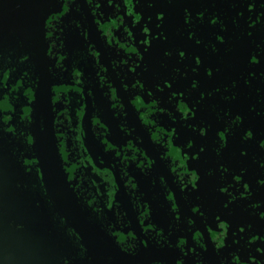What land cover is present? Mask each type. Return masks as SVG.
Here are the masks:
<instances>
[{"label":"flooded vegetation","instance_id":"af4514ba","mask_svg":"<svg viewBox=\"0 0 264 264\" xmlns=\"http://www.w3.org/2000/svg\"><path fill=\"white\" fill-rule=\"evenodd\" d=\"M99 2L101 8L97 12V16L94 17L86 0H77V4H79L81 8L80 12L76 11L75 4L70 7L66 5L65 10H63V0H0V57H3V59H0V70L4 69L5 66L9 69H15L12 73L11 71L7 72L5 74L6 79H3L4 89L9 90L11 88L8 100L11 101L12 108L5 110L1 109L0 112L5 113V125L15 127L17 132L24 131L25 133H30L33 136V138L30 139V143H34V145L28 146L23 137L12 135L11 132L15 130L14 128H9L7 137L17 146L18 151L21 152L22 155L37 165V169L39 170L36 158L40 149L44 126L48 127L47 131H51L53 134L57 148L56 114L60 120H63L64 123L68 125L66 131H64L65 129L63 127L60 129L61 132L58 133V138L61 141V155L65 163L69 165L67 171L70 180V182H68L70 188L76 195L71 185L79 181L83 184L84 177L79 176L78 173L85 170V165L89 168L88 174H92L89 182L95 188L100 189L101 192L105 191L103 183H108L109 176L111 177L110 182L114 188L111 192L112 207H116L118 203L120 205L119 211L127 213L125 223L128 224L129 221L131 222L129 227L123 229L124 232L117 231L115 235L122 245L127 244L129 240L136 239L139 243V248L135 255L125 253L116 243L115 238L105 230L101 221L97 218L92 209L88 207L83 198H78L77 195L76 197L91 226L98 231L102 237L111 240L121 251V255L130 256L128 258L129 264H156L157 261H159L160 264H177L179 260H183L184 264H196L197 257L191 251L192 249H195L196 253L200 254L203 264H218L215 263V260H217L219 264H222V262L223 264H229L230 260H228L223 253L222 245L218 249L219 252L215 249L214 244L219 245L220 242L218 240L212 242L210 239L214 233L211 230V222L214 218L204 213L208 218V233L205 227V220L199 215L196 208H193L196 206L191 202L188 191H181L180 187L173 182L174 176L167 167V162L161 159V155L165 151L161 147L165 145L161 142L160 137L163 136L166 143L169 138L176 140V133L171 129L175 127L178 131L176 127L177 121L173 122L166 115H162L160 117L161 124H157L154 119L151 123H145V118L141 117L139 120L137 113L138 111L143 112L144 108H137L135 104L131 105L129 103L131 97L140 94L142 95L140 100L143 101V105L147 107L151 103L150 98L155 95V98L161 101V107L173 111L177 115V119H180L179 117L181 114L176 113L174 107L175 101L173 104H169L168 98L162 97L154 86L151 85L148 87L147 84L143 83L139 69H136L135 73L131 71V65L133 64L131 59L136 57V54H139L136 39L135 45L133 44L131 48L127 45L121 48L119 55H117L116 49L112 48L113 46L124 43L126 39H134V33L131 32V27L126 23L124 17L123 0H115L116 3L121 5L119 15H116L117 13L114 5H110L113 13L112 21H109L105 14L104 1L99 0ZM153 3L161 5V8L150 7L148 11H151V16L147 11L146 15L150 17H159V14H163L164 19L161 21L159 18H151V22L155 26L149 33V39L156 37L160 44L166 43L172 45L174 51H176L179 56V62H176V65H180L181 63V65L184 66L186 59L188 60L187 64H191L193 61L197 60V58H199L202 64L201 71L197 69L196 71H192L189 75H185L183 71L180 70V67H175V64L173 65L170 63L167 67L170 72L169 82L172 84L171 89L167 88L170 94L169 97L172 92L178 94L183 92L186 97V99H184L186 103H188L189 100L195 99L196 103L193 105V109L198 110L199 107L201 111L200 117L205 119L204 126L207 128L205 136H209L215 130L212 126L213 117L214 124L217 119V129L225 130V128L231 125L235 117L238 116L237 114H232L226 120V113L230 111L233 101L229 98L230 95L227 92L223 91V94H219L216 90L217 87H226V85H233L235 83L238 87L237 94L243 96L247 102H249L250 99L252 100V97L257 101V96H262V100L259 99V102L253 105L254 108L257 109H248L247 116L251 113L257 114L256 112H258L263 120L260 122V127L264 130V88L260 89V85H262L260 80L262 76L264 77V70L258 69L259 64H253L251 62L253 56L258 58V54L264 55V0H172L171 3H169V0H154ZM193 5H195L197 9L193 7ZM178 11L180 15L182 14L181 19L186 18V15L190 14V21L187 19L184 22H187V24L191 23V26L196 25L202 37L210 33L216 35L219 31L224 29L228 31L226 33H229L231 36L230 38L219 36L223 38V43L218 40L222 38L217 39V37H215L216 40L213 41L203 37L201 43L197 44V40L189 38L190 32L183 30L185 24L183 21L178 20L176 14ZM101 13H103L102 17ZM53 14L55 15L50 17ZM193 14H196L195 17H193ZM65 15L73 17V20L67 22L66 19L63 18ZM202 16L203 19H201ZM258 17L260 18L259 22H257ZM48 18L49 30L54 31L53 33L56 32L55 26L58 20H62V22L57 25L58 28H63L65 32L73 30L70 38L64 37L57 40L59 44L61 40L64 42V55H66L67 58L62 56L57 58L48 56V50L52 43V40L46 38V21ZM95 19H97L96 23L98 26L95 24ZM213 19L217 20L215 25L211 23ZM73 21H78L81 27H76ZM113 21H115V24H113ZM126 24L129 28L126 27ZM253 24L255 25L254 27ZM98 27L105 35H107V32L112 34L114 39L109 41V46L106 40L101 38ZM108 27H110V29H108ZM75 30H79L80 32H82V30L88 31L90 38L89 45H95L96 47V50L92 52V55L95 57L93 58L94 61L96 59L106 67V75L113 84V89L117 88L114 92V107L111 106L112 102L109 97L105 96V93L109 91L107 86L103 88L100 86L99 77L97 76L99 69L96 65L95 72L93 74H88L86 77L84 72H72V45L77 43V41L74 40V36H76ZM238 31L239 33L236 35ZM51 33L52 32L49 33V38L53 39ZM84 40L85 39L82 40L84 42L83 45H87L88 42ZM213 45L217 51L212 50ZM148 47L151 48L150 44ZM82 48L84 49L83 46ZM181 51L185 53L183 59L180 57ZM50 52L53 54L59 53L58 50L55 49V46L50 49ZM144 52L146 53L145 56L151 60L154 54H150L148 49ZM207 53L209 55H204ZM24 56H28L29 60L25 63H20V60ZM125 56H127L125 61H119L124 60ZM128 56H132V58L129 60ZM190 56H192L191 59L189 58ZM56 59L60 60L61 64L64 63L66 71L55 67ZM8 60H10L11 63H8ZM113 60L116 61H114L112 65ZM127 60L129 61L128 65H125L123 68H117L115 70L112 68V66L117 67L118 65L127 64ZM195 64L197 63L195 62ZM176 69H179V73L176 72ZM209 70L212 72L211 76L208 75ZM255 70L257 73L252 76L251 74L255 73ZM26 71L29 73V77L24 78L25 87L33 86L34 90L25 92L24 97L23 89H21L23 87V81L17 84L20 89L12 85L20 80ZM69 71L72 72V78L70 79L67 78ZM118 72L120 73L119 76L117 75ZM124 76H127V79H125L122 84L121 77ZM173 76L176 77L175 80L172 79ZM137 79L145 85L146 90L143 93L138 89L129 91L132 84H134ZM82 80L85 81L84 85L81 83ZM194 80L199 82L197 89H192V82ZM262 80H264V78H262ZM30 81L36 83L30 85ZM124 84H126L125 88L123 86ZM89 91L92 92V96H89ZM148 91L154 93H148L150 98L147 96ZM201 93L205 94L203 99L201 98ZM209 93H211V95H208ZM104 96L105 100L111 102V104H107L106 107L114 111L112 113V131L102 129L103 121L101 116L105 105L100 102ZM225 97L229 99H225ZM216 99L218 100L216 101ZM242 100L243 98L241 97L238 98L236 102L240 104ZM18 101H20V103ZM123 103L125 104L127 115L121 114L117 116V112L120 111ZM53 108L55 111H53ZM93 113H98V115H94L92 118ZM217 113H219V117ZM21 116L24 121H27L32 116L33 123L27 124L26 122H22L20 119ZM125 123L126 126H121V124ZM5 125L0 124L1 127H7ZM149 128L152 129L150 133L147 131ZM96 131L105 132L104 145L101 142L103 138L98 139L96 137ZM73 133L80 135L78 143H82L81 151L84 152V156H77L76 160L75 153L72 152L71 146L75 139ZM237 134V126H232L231 132L227 136L224 135V137L227 142H232L236 140ZM137 137L139 139H137ZM106 141L109 143H106ZM247 144H249V146L253 145V148H250L253 150L251 155L253 161H251L254 163V174L256 175L259 170L258 175L260 176L264 169V167H261V163L264 162L257 159V156H254V141L252 139L247 140ZM241 147L240 145V148ZM210 148L211 145L208 144L205 150H210ZM57 153L64 170V164L58 148ZM237 153L242 155L241 150ZM165 158L171 160L173 166L175 165L170 155H167ZM141 159H143L144 163L140 164L139 168H137L136 164ZM120 161H123L124 165L127 166L124 169L127 174L123 179H121L120 174ZM146 166L153 167L148 175L140 171V169ZM172 171L177 173L174 168H172ZM207 174L208 172H205L206 176ZM65 176L67 178L66 173ZM161 177L165 178L168 187L172 190L173 194L170 196V199L173 201L176 199L177 205H174V210L177 212L179 211L181 217L179 227L183 229V231L173 229V234L171 236H168L169 225L175 224L177 213L172 212L171 202L166 199L167 193L160 183ZM153 181H155V184H153ZM133 185H135V187H133ZM84 186L87 187V183H85ZM130 188L136 191V195L143 193L144 195L141 199V203L148 204L145 215L142 217L141 226L138 220L139 211L133 207V197L128 191ZM206 188L208 187L206 186ZM206 188L205 190H208ZM259 189L260 191L264 190L262 187ZM92 191H95V189L93 188ZM185 196L188 197L187 200L184 199ZM262 197L263 195L260 197L261 203ZM104 198H106V193ZM218 198L224 199V194H219ZM10 203H12V208L10 210H12L17 217H26L23 216V211L25 210L23 207L13 206L14 202ZM241 203L239 202V205ZM95 204V200L90 201V206H95ZM100 206L104 209V213L108 217L107 222L113 224L114 230H120L119 224L116 222L115 212L117 209L108 210L104 207L103 203H101ZM208 207V209H201L205 212H212L213 209L215 212L216 208L219 209L218 203L215 201H212ZM31 209L30 207L25 210L27 218L30 224H32V221L37 224L38 221L35 218V214H31L32 212L30 213ZM117 215L119 216V213ZM149 216H151V219L147 220ZM189 218L195 222L191 232L188 231L189 225L187 224V220ZM149 223H153L159 229H163L161 236H167L172 247L165 244V246L161 248L154 240L149 238L150 236H154V233L150 232L145 234L143 232V230H153L154 226L149 225ZM30 227L32 226H27V229L29 230ZM33 227L34 229L36 228L35 226ZM39 228V231L35 229L32 233L36 235L40 233L41 237L42 235L46 236L47 239H44H46L45 244L49 246L51 251V264H65V261H68L69 264H125L120 261L119 256H109L103 252L100 247L97 249L93 246L90 255L89 249L84 244L82 245L85 252L83 257L77 259L66 258L67 255L62 248H59L60 244L57 243V239L50 230V227H48L49 229H44L39 223ZM197 230L202 232L199 233L201 239L203 236L205 237L206 250L200 248L192 239L194 232ZM128 231L133 232L128 233ZM179 238H185L181 247H185V251L188 252L187 256L175 247ZM161 243H163V241H161ZM145 244L147 246H145ZM38 249L40 248L38 247ZM25 258H27V261H30L29 264H32L31 261L37 260L35 257L34 260L32 257ZM38 264L42 263L39 261Z\"/></svg>","mask_w":264,"mask_h":264},{"label":"rangeland","instance_id":"374dc122","mask_svg":"<svg viewBox=\"0 0 264 264\" xmlns=\"http://www.w3.org/2000/svg\"><path fill=\"white\" fill-rule=\"evenodd\" d=\"M103 1L105 4L104 11L107 19L109 21H112L113 13L111 11L110 5L108 4V0ZM153 2L154 0H140L139 4L135 8V0H132L133 7L129 15L133 18L139 17V19L142 20L141 23L136 27L132 26L133 18L128 17L126 14V9H123L126 23L131 27V30L134 33V38L137 41L139 54H136V56H139L141 58L143 56V60H140L139 57H133L131 59V62L139 64V67H137L136 69H139L143 83L147 84L148 87L152 85L155 87V89L156 85L159 84L164 88V92H159L156 89L158 93L162 97L169 98L170 94L167 90L168 87L164 83L165 81H170V72L167 67L170 63H172L173 65L176 62L178 63L179 56L177 55V52L174 51L172 45L166 43L160 44L156 37L149 39V33L155 26L152 24L151 18H158V16L150 17L151 11H148V9L150 8L149 5H152L151 7L154 8H161V5H157L155 4L156 2ZM193 7L197 9L195 5H193ZM146 11L150 13V16L146 15ZM138 13L142 16H140ZM176 14L178 20L183 21V23L185 24L183 30L186 32L194 33V38L191 39L202 41L203 37H206V39L208 38L209 40L215 41V37L226 36L230 38L231 36L229 35V33H226L228 31L224 29L222 31H219L216 35L206 33L207 35H203L202 37L198 32L196 25L191 26V23L187 24V22H184L187 19H181L182 14L180 15L179 11ZM195 15L196 14H193V17H195ZM137 22H139V20H137ZM145 24L149 29H145V31L143 32V27ZM108 29H110V27H108ZM238 33L239 31L236 35H238ZM146 39L147 41H143ZM149 44L151 48L148 47ZM145 48L149 50L150 54H154L151 60L148 59L147 56H145ZM166 52H171L172 55L169 57L165 55ZM204 55L209 54L207 53ZM191 57L192 56H190L189 58L191 59ZM126 59L127 56L124 57V60ZM257 59L260 61V63H258V69L264 70V55L258 54ZM185 61L186 63H184V66L181 65V63L180 65L175 64V67H180V70H182L185 75H189L193 71V69H201L202 64H195L196 60L191 64H187V59ZM145 66H147V70H145ZM256 73L257 72L255 70V73H252L251 75L254 76L256 75ZM262 78L264 77L262 76ZM262 78L260 80L262 83V85H260V89L264 88V80H262ZM217 89H219V94H223V91L227 92L230 95L229 98L233 101L230 111L226 113V120L232 114H237L242 118L240 125L237 126L238 134L236 140L227 142L226 147L221 151V154L217 155L216 149L219 148L220 143H222V141H220L218 133L224 130L219 129L221 130L219 131L217 129V119L214 124L213 117L212 126L213 128H215L214 132L209 136H201L199 129L202 127L205 128V119L203 117H200L201 111L199 110L197 104L198 110L193 109L196 113L193 119H190L188 121L177 119L176 127L178 128V139L175 140L169 138L167 143H164V150L167 151L168 155L171 156V159L175 164L173 168L177 173L183 170V173L185 175H192V170L197 171V173L195 174L196 179L194 180V183L197 184V189L193 190L191 188V185H189L188 189H186L185 191H188L191 202L195 206H199L202 212L214 218V220H212L211 222V230L214 233L216 231H224L223 228H218V221L216 220L217 216H219L221 220L227 222L230 225L228 236L222 245L223 253L225 254L226 258L230 260L229 264H232L233 253L237 254L240 258L235 262V264H264V219H262L260 216V213H264V190L260 191L259 189L260 187L264 188V186H261L258 183L259 180L264 179V169L262 170V175H258L259 170L257 171L256 175L254 174L255 169H253L254 163L252 162L253 160L251 156L253 150L250 149L251 147L253 148V145L249 146V144H247V141L243 139L246 133L251 130L253 133V138L251 139L255 143L254 156H257V159L264 162L263 149L260 147V142L264 141V130L260 127V122L263 120L261 119V116L258 112H256L257 114L251 113L249 116H247L248 109H257L254 108L253 105L255 103L257 104L262 96H257V101L254 97H252L253 99H250L249 102H247V100H245L243 96L237 94L238 87L236 85H226V87H217L216 90ZM233 96L236 98L233 99ZM241 97L243 98V100L239 104V102H236V100ZM184 99H186L185 96ZM217 100L218 99H216V101ZM195 103V99L188 101L190 108H193V105ZM189 125L195 127L196 131H193L192 127H189ZM189 140L193 141L192 149H183L182 147H180L186 145ZM208 144L211 145V148L210 150H205ZM238 144H240L242 147L240 148V145ZM201 148H204L203 152L200 151ZM240 150L242 155L237 153ZM185 152H187L188 155H186ZM193 157H196V159H193ZM222 167H226L229 169V172L224 174L223 179L221 176ZM242 169L246 171L242 173ZM209 170H213L214 174L211 176L207 174L206 176L205 172H209ZM236 175L241 176V178H239L240 183H237L235 181L234 176ZM198 176L201 177L199 181ZM229 184L232 185V187L229 188V193L234 194L238 197V199L234 202H230L231 197L228 193L220 192L221 188L227 187ZM244 184H248L249 190L253 193L251 199L240 198V194L244 192ZM206 186L208 188H206ZM205 188L208 190H205ZM219 194H224V199H219ZM262 195L263 197L261 203L260 197ZM212 201L218 203L219 209L216 208L215 212L213 209V213L203 211L202 209L209 208L208 206ZM239 202L242 203L239 205ZM226 204L228 205L227 207H225ZM255 204H259L260 207H251V205ZM241 228H244V232H240ZM253 236L257 237H254L251 241V238ZM31 257L34 260V257L36 256L31 255ZM31 263L38 264L39 260L31 261Z\"/></svg>","mask_w":264,"mask_h":264},{"label":"clouds","instance_id":"9594fccd","mask_svg":"<svg viewBox=\"0 0 264 264\" xmlns=\"http://www.w3.org/2000/svg\"><path fill=\"white\" fill-rule=\"evenodd\" d=\"M139 2H140V0H135V8L139 4ZM171 2H172V0H169V3H171ZM86 3L91 8L93 16L94 17L97 16V12L101 8V4H100L99 0H86ZM73 4L76 5V11L77 12H80L81 11V8H80L79 4H77V0H63V10H65V6L66 5L68 7H70ZM108 4L109 5H114V7L116 9V13H117L116 15H119V13L121 11V5L119 3H116L115 0H108ZM123 6L126 9L127 16L133 18L132 16L129 15V13L131 12L132 7H133L132 0H123ZM149 6L151 7L152 5H149ZM61 12H59V13H61ZM186 13H187V10H186ZM54 15L55 14L51 15L50 17H53ZM102 15H103V13H101V17H102ZM139 15L142 16L141 14H139ZM160 17H163V14H159V17L158 18L160 19ZM189 17H190V14H187L186 15V19H189ZM49 18L46 21V29H47L46 38L48 40H52V43H51V45L49 47V50H48V56L49 57H53V58H57V57H61V56L62 57H66V55H64V54H59V53H54L53 54V53L50 52V49L53 46H55V49L57 48V44H56L55 40L49 39V26H48V20H49ZM97 19H95V24L96 25H97V23H96ZM259 19L260 18L258 17L257 18V22H259ZM137 20H139V22H137ZM160 20L163 21V19H160ZM214 20L217 21L216 19H213L212 21H214ZM141 21L142 20H140L139 17L133 18L132 19V26L133 27H136L137 25H139L141 23ZM212 21H211V23H212ZM61 22H62V20H58L57 21L56 26H55V29H56V32L57 31H60L61 34H63V28H58L57 27V25H59ZM73 23L76 24V27H78V28L81 27V25H80V23L78 21H73ZM113 24H115V21H113ZM213 25H215V24H213ZM126 27L129 28L127 26V24H126ZM221 27L223 28V25L222 24H221ZM145 29H149L146 24L143 27V32L145 31ZM98 30L101 33V38L104 39V40H106V43L109 46V41L112 40V39H114L112 37V34L110 32H107V35H105V33H102L101 32V30H100L99 27H98ZM131 32H132V30H131ZM81 35H83V37L85 38V40H87L88 37H89V33H88L87 30H82ZM189 38L190 39L191 38H194V33H190L189 34ZM59 39H60V37L57 36L56 37V40H59ZM143 41H147V39L146 40H143ZM196 42H197V44L201 43V41H199V40H197ZM133 44L135 45V38L132 39V40H127L126 39V40H124V43L119 44L118 46H113L112 48L116 49L117 55H119L121 48H123L125 45H127L129 48H131ZM59 48L60 49H63L64 48V42L62 40H61V42L59 44ZM94 50H96L95 45H89L88 46L87 54L77 53V55L80 56V60L87 61L88 56H91V57L95 58L92 55V52ZM212 50L213 51H217V49L215 48L214 45L212 46ZM145 51H147V48H145ZM165 55H167V56L170 57L172 55V53L171 52H166ZM136 57H139V56H136ZM180 57L183 59L185 57V55L184 56H181L180 55ZM128 58L130 60L132 58V56H128ZM139 58H140V60H143V56H142V58L141 57H139ZM0 59H3V57H0ZM28 60H29V57L28 56H24L20 60V63H25ZM80 60H73L72 72L77 71V70H79L80 72H82L77 67V65H79V63H80ZM197 60H199V58H197ZM114 61H116V60H113L112 61V65H113V62ZM119 61H125V60H119ZM128 62L129 61L127 60V64L118 65L117 67H113L112 66V68L114 70L117 69V68H123L125 65H128ZM8 63H11V61L8 60ZM200 63H201V61H200ZM200 63H197V65H199ZM95 65L99 69V71L97 72V76L99 77L100 86L102 88L105 87V86H107V88H108L109 91L105 93V96L109 97L110 101L112 102L111 106L114 107V105H113L114 92H115V90H117V88L113 89V87H112L113 84L109 81V79H108V77L106 75V73H107V71H105L106 67H104L101 64V62L97 61L96 59H95ZM55 67L57 69H61V70L66 71L64 63L61 64L60 60H58V59H56V65H55ZM137 67H139V64L133 62V64L131 65V71L133 73H135ZM145 70H147V66H145ZM9 71H11V73H12V72L15 71V69L14 68L9 69V68H7V66H5L4 69L0 70V81H2L3 79H6L5 74L7 72H9ZM193 71H196V70L193 69ZM176 72L179 73V69H176ZM209 72H211V70H209ZM102 73H104V74H102ZM117 75L119 76L120 73L118 72ZM25 77H29V73L27 71L24 72V74L21 77V79L18 80L15 83V85H17L18 82L23 81V87L21 89H23V96L24 97H25V92H27L29 90H34L33 86L25 87V80H24ZM125 79H127V76L121 77V83L122 84H123V81ZM172 79L175 80L176 77L173 76ZM102 81H103V83H102ZM29 83H30V85H33L36 82L30 81ZM81 83L84 85L85 84V81L82 80ZM164 83H165V85L169 89H171L172 84H170L168 81H165ZM125 85L126 84L123 85L124 88H125ZM169 85H171V87H169ZM198 86H199V82L194 80L192 82V89H197ZM233 86H235V83L233 84ZM0 87H3V84L2 83H0ZM53 88H52V90H53ZM137 89L141 93H143L146 90L145 89V85L139 79H137L136 82L134 84H132L131 89L129 91H134V90H137ZM156 89L159 92H164V88L161 87L159 84L156 85ZM217 91H219V89H217ZM91 93H92L91 91L88 92L89 96H92ZM148 93H153V92L148 91L147 92V96H148ZM204 95H205L204 93H201V98L202 99L204 98ZM208 95H211V93H209ZM141 96L142 95H140V94H136L133 97H131L130 100H129V103L131 105L135 104L137 106V108H144V111L143 112H140V111L137 112L138 113V119L139 120H140L141 117H144L145 118L144 119V122L145 123H151L152 120L154 119L157 122V124H161L160 117L162 115H166L171 121H173V122H176L177 121V115L173 111H170L168 108L161 107V101L159 99L155 98V95H153L151 98L148 96L150 98V100H151V103L147 107H145L143 105V101L140 100V97ZM232 98L234 99L235 97L233 96ZM82 99H84V98H82ZM225 99H229V98L228 97H225ZM52 101H53V97H52ZM174 101H175L174 107H175L176 113L181 114L180 117H179L180 120H182V121H188V120L193 119L195 117L196 113L193 110V108H190L189 107V104L185 102V100H184V93L183 92H181L179 94L176 93V92H172L171 96L168 98V103L169 104H173ZM4 107H6V105ZM53 111H55L54 108H53ZM121 114H123L125 116L127 115V113L125 111V104L124 103H123V106L120 109V111L117 112V116H120ZM94 115H98V113H93L92 118H93ZM217 115L219 117V113H217ZM20 119H21L22 122H26L27 124L33 123V117L32 116L27 121H24L23 118H22V116L20 117ZM4 120H5V113L4 112H0V124L5 125L4 124ZM241 120H242V118L239 115L236 116L235 119L231 122V125H229L227 128H225L224 131H221V132L218 133L219 138H220V141H222V143H220L219 148L216 149L217 155H220L221 154V151L226 147V144H227V141H224V140L221 139V134L227 136L231 132L232 126H238V125H240ZM5 126H7V127L0 128V131H3L5 133H9V128H14L15 130L11 132L12 135L18 136V137H23L28 146H33L34 145V143H30V139L33 138V136L30 133H25L24 131L17 132V129L15 127L11 126V125L10 126L9 125H5ZM55 126H56L57 140H58L57 148H58V151H59L60 156L62 157V161H63V164H64V172L67 174V180H68V182H70L69 175H68V171H67L69 165L65 163V160H64L63 156L61 155V141L58 138V133L61 132L60 129L63 127L65 129L64 131H66L67 128H68V125L65 124L63 120H60L59 117H58V115L56 114ZM121 126H126V123L125 124H121ZM189 127H192V130L193 131H196V128L195 127H193L191 125H189ZM42 130H43V128H42ZM171 130L176 133V139H178L177 129L175 127H173ZM147 131H148V133H150L152 131V129L149 128V129H147ZM199 132H200V135L201 136H204V135H206L205 133H207V128L202 127V128L199 129ZM96 133H97L96 134V137L98 139L99 138H103L101 142L104 145L105 132L104 131H96ZM249 133H252V131L249 130L246 133V135L243 137V139L245 141L253 138V135L249 136ZM108 135H109V133H108ZM73 136L75 137V139L73 140L71 146H72V152L75 153V160H76V157L77 156L83 157L84 156V152L81 151V149H82V143H78V141L80 140V135H77L76 133H73ZM137 139H139V138L137 137ZM160 140H161V142L166 143V141L164 140L163 136L160 137ZM180 147H182L183 149L184 148L192 149L193 148V141L189 140L186 145L180 146ZM260 147L262 149H264V141H261L260 142ZM161 148L165 149L164 147H161ZM105 151H106V149H105ZM200 151L203 152L204 151V148H201ZM185 153H186V155H188L187 152H185ZM167 155H168L167 151H164L162 153V155H161V159L164 160L165 162H167V167L170 169L171 174L174 176V181L173 182L180 187L181 191H184V190L188 189L189 185H191V188L193 190L197 189V184L194 183V180L196 179L195 174L197 173V171L196 170H192V173H193L192 175H185L183 173V170H181V172L174 173L172 171V168H173L172 161L165 158ZM196 157H193V159H196ZM143 163H144L143 159L139 160V162L136 164L137 168H139V165L140 164H143ZM115 167H116V165H115ZM125 167H127V166L124 165L123 161H120V174H121V179H123L124 176L127 174L124 171ZM261 167H264V163H261ZM152 168L153 167H147L146 166L145 168L140 169V171L143 172L145 175H148L149 171ZM88 169L89 168L87 167V165H85V170L78 173L79 176H83L84 177V181H83V184H81L80 181L78 180L79 181L78 183H76L74 185H71L72 188H73V190L75 191L77 197L78 198H83V200L87 203L88 207H90L92 209V211L96 214L97 218L101 221V223L104 226L105 230L112 237L115 238L116 243L121 247V249L125 253H129L131 255H135L136 252L138 251V248H139V243L137 242V240L136 239L129 240L127 244L122 245L117 240L116 235H115V232H117V231L124 232L123 229L126 228V227H129V225L131 224V222L129 221L128 224L125 223V220L127 218V213L126 212H123L122 213L121 211H119L120 205L118 203H117L116 207H112L111 192L114 190V188H113L112 183L110 182L111 181V177L109 176V182L108 183H103L104 188H105V191L104 192H101L100 189L95 188L89 182L92 174H88ZM245 171L246 170H243V169L241 170L242 173L245 172ZM228 172H229V169L228 168L222 167V173H221L222 179L224 177V174H226ZM213 174H214V171L213 170H209L208 175L211 176ZM238 177L241 178L240 175H236V176H234V179H235V181L237 183H240L239 179H237ZM200 179H201V177L198 176V181ZM85 183H87V187L84 186ZM160 183H161V185H163V187H164V189H165V191L167 193V195H166L167 201L171 202V210H172V212L177 213L176 218H175V220H176L175 224L174 225H169L168 236H171L173 234V229L183 231V229H180V227H179L180 222H181V217L179 215V211L177 212V211L174 210V205H177V202H176V199L174 201L170 199V196L173 194V192L168 187L167 181L165 180L164 177H161L160 178ZM258 183L261 186H264V180H259ZM153 184H155V181H153ZM133 187H135V185H133ZM231 187H232V185L229 184L227 187L221 188L220 189V192L221 193H228L230 195V197H231L230 202H234V201H236L238 199V197L236 195H234V194L229 193V188H231ZM243 187H244V192H242L240 194V198L251 199L253 193L249 190V185L248 184H244ZM93 188L95 189V191H92ZM128 191H129V193L133 197V201H132L133 207L136 210L139 211L138 220H139V224L141 226V224H142V217H144V215H145V211L147 210L148 204L147 203H144V204L141 203V199H142V197L144 195L143 193H141L140 195H136V191H133L131 188L128 189ZM105 193H106V198H104L105 197ZM45 194H47V193H45ZM89 197H90V199H89ZM184 199L187 200L188 197L185 196ZM92 200H95L96 201L95 206H90V201H92ZM49 203H51V201H49ZM101 203H103L104 207H106L108 210H113L114 208L117 209V211L115 212V215H116V222L119 224L120 230H114L113 224L107 222L108 221V217L105 215L104 209L100 206ZM227 206L228 205L226 204L225 207H227ZM251 207H253V208H259L260 205L259 204H255V205H251ZM193 208H199L200 209L199 206H196V207H193ZM118 213H119V216L117 215ZM199 215L204 218V220H205V227L207 228V232H208V225H207V219L208 218H207V216L202 211L199 212ZM260 216H261L262 219H264V213H260ZM59 219H60V222H61L62 225L66 223L65 218L59 217ZM150 219H151V216L147 217V220H150ZM216 220L218 221V228L219 229L223 228L224 231L223 232L216 231L215 233H213V235L210 237V239H211L212 242L214 240H218L220 242L219 245L218 244H214L215 245V249L217 250V252H219L218 249L220 248L221 245H223L225 239L228 236L229 226L230 225L227 222L221 220L219 216L216 217ZM187 224L189 225L188 231L191 232L192 231V227H194V225H195V222L191 218H189L187 220ZM149 225H153L154 226L153 227V230L152 231H145V230H143V232L145 234H148L150 232L151 233H154L155 235L154 236H150L149 237L150 239L154 240L156 242V244L159 245L161 248H163L165 246V244H168L169 247H172V245L168 241V237L165 236V235L161 236V232H163V229H159L153 223H149ZM249 227H251V226H249ZM242 229H243V231H242ZM71 230H73V229L72 228H69L68 229L69 235H71L70 234L71 233ZM132 232L133 231H128V233H132ZM240 232H244V228H241L240 229ZM199 233H202V232L199 231V230L195 231L194 234H193V236H192V239L195 241V243L200 248L206 250L205 237L203 236V238L201 239L199 237ZM217 233H218V235H217ZM254 237H257V236H253L251 238V241L253 240ZM184 240H185V238H179L178 239V243L175 245V247H177L185 256H187L188 255V252L185 251V247H181V245H182V243H183ZM161 241H163V243H161ZM78 242H79V239H77V243ZM145 246H147V245L145 244ZM81 247L83 248L82 245H81ZM126 249H127V251H126ZM191 251L197 257L196 264H203V261L200 258V254L199 253H196V250L195 249H192ZM84 254H85V252L84 251H81V253H80L81 257H83ZM232 256H233L232 264H235V262L238 261L240 258L235 253H233ZM65 264H69V262L68 261H65ZM156 264H160V262L157 261ZM177 264H184V261L183 260H179V261H177ZM222 264H223V262H222Z\"/></svg>","mask_w":264,"mask_h":264},{"label":"trees","instance_id":"16d2710c","mask_svg":"<svg viewBox=\"0 0 264 264\" xmlns=\"http://www.w3.org/2000/svg\"><path fill=\"white\" fill-rule=\"evenodd\" d=\"M63 18H65L67 22L73 20V17L67 15L63 16ZM50 32H52L51 36L57 44L56 49L60 54H64L65 47L63 49L59 48L60 50L58 49L59 43L56 37L58 36L60 39L64 37L70 38L73 30L67 32L63 31V34H61L60 31L53 33L54 31L49 30V33ZM74 32H76L74 40L77 41V43L72 45V61L80 60V56L77 55V53L87 54L90 43V38L88 37L86 40L88 44L83 45L84 42L82 40L85 38L81 35V32L79 30H75ZM77 67L82 71L81 73H85L86 77L88 74H93L95 72V61L93 57L88 56L87 61L80 60ZM67 78H72L71 71H69ZM0 83L3 84V87H0V110L11 109L12 103L8 100L11 88L5 90L3 80L0 81ZM12 86L18 88L15 83H13ZM18 102L20 103V101ZM100 103L105 105L101 116L103 121L102 129L112 131V113L114 111L106 107V105L111 104V102L105 100L104 96ZM5 105L6 107H4ZM0 128L2 127L0 126ZM106 143L109 142L106 141ZM10 202H14L13 206L23 207L25 210L31 207L30 213L32 212L31 214H35L38 223L35 224L32 221V224H30L25 210L23 211V216L26 217H17L15 213L10 210L12 208V203ZM39 223L44 229L50 227V230L57 239V243L60 244L59 248H62L67 255L66 258L77 259L81 257L80 253L84 251V247H81L83 243H81L80 240L77 243V238L71 233L72 236L69 235L65 224H61L59 216L54 211L45 194L37 165L18 151L17 146L7 137V133L0 131V232L7 240H10L11 244L15 245V250L19 256H21L24 264H29L25 257H31V255L36 256L35 258L42 264H51V251L49 246L45 244V240L47 239L46 236L42 235L41 237L40 233L37 235L32 233L35 229L38 231L40 230ZM27 226L32 227L28 230ZM33 226L36 228L34 229ZM38 247L40 249H38Z\"/></svg>","mask_w":264,"mask_h":264},{"label":"water","instance_id":"95a60500","mask_svg":"<svg viewBox=\"0 0 264 264\" xmlns=\"http://www.w3.org/2000/svg\"><path fill=\"white\" fill-rule=\"evenodd\" d=\"M47 130L48 127L44 126L36 160L42 185L54 211L59 217L65 218V226L68 229H73L71 230L72 234L89 249L90 255L93 246L97 249L100 247L107 255L112 257L119 256L120 258H118L121 262L129 264L128 258L130 256L121 255V251L113 242L102 237L87 220L65 176L53 134ZM27 262L29 263L30 261ZM215 263L219 264L217 260H215ZM0 264H24L21 256L15 250V245L11 244L10 240H7L1 232Z\"/></svg>","mask_w":264,"mask_h":264},{"label":"snow or ice","instance_id":"6c2138e0","mask_svg":"<svg viewBox=\"0 0 264 264\" xmlns=\"http://www.w3.org/2000/svg\"><path fill=\"white\" fill-rule=\"evenodd\" d=\"M160 19H164V17H160ZM201 19H203V16L201 17ZM188 20L190 21V17H189ZM212 23H213V24H216L217 21L214 20V21H212ZM254 26H255V25H253V27H254ZM249 35H251V34H249ZM218 38H222V37H217V39H218ZM49 39H50V38H49ZM218 40H220L221 43L224 42V41H223V38H222V39H218ZM180 55H181V56H184L185 53L181 52ZM196 62H197V63H200L199 60H197ZM251 62H252L253 64H258V63H260V61H259L255 56L252 57V61H251ZM208 75L211 76V75H212V72H209ZM169 87H171V85H169ZM205 134H206V133H205ZM251 135H253V134H252V133H249V136H251ZM221 139L224 140V141H226V138L224 137L223 134H221ZM237 179H239V177H238ZM196 211H197V212H200L201 210H200L199 208H196ZM242 231H243V229H242Z\"/></svg>","mask_w":264,"mask_h":264}]
</instances>
